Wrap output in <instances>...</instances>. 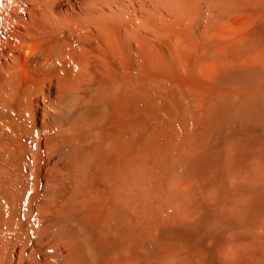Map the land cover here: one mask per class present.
<instances>
[{"label":"bare ground","instance_id":"bare-ground-1","mask_svg":"<svg viewBox=\"0 0 264 264\" xmlns=\"http://www.w3.org/2000/svg\"><path fill=\"white\" fill-rule=\"evenodd\" d=\"M0 264H264V0H0Z\"/></svg>","mask_w":264,"mask_h":264}]
</instances>
